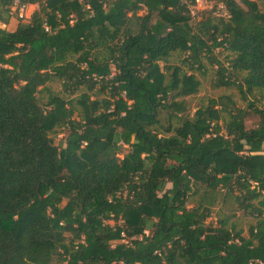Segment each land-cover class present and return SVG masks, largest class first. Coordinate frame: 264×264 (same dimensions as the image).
Segmentation results:
<instances>
[{
	"label": "trees",
	"instance_id": "1",
	"mask_svg": "<svg viewBox=\"0 0 264 264\" xmlns=\"http://www.w3.org/2000/svg\"><path fill=\"white\" fill-rule=\"evenodd\" d=\"M220 1L227 17L193 19L180 0H21L39 9L0 27V264H264V11ZM203 57L243 107L221 96L181 118ZM54 79L80 94L51 95ZM196 187L233 196L249 236L187 208Z\"/></svg>",
	"mask_w": 264,
	"mask_h": 264
},
{
	"label": "rangeland",
	"instance_id": "2",
	"mask_svg": "<svg viewBox=\"0 0 264 264\" xmlns=\"http://www.w3.org/2000/svg\"><path fill=\"white\" fill-rule=\"evenodd\" d=\"M254 1L258 4L259 9L264 11V0ZM38 9V4H29L27 6V11L28 13L31 12V14ZM8 12L10 15L9 23L4 26L0 23V27L5 28L8 31H13L16 24L21 21L18 19L15 13H12V10L9 9ZM217 13L222 15L221 11L217 10ZM142 14L143 11H139L137 15L140 16ZM129 28L132 32H135L136 26L134 21L129 24ZM215 52L217 53L218 50ZM226 55L227 53L217 54L218 58L222 61H225ZM184 59L185 55L183 53H174L169 58L168 65L180 67L183 71L187 72L189 63L183 64L182 61ZM215 68L216 67L212 65L205 57L201 59V68L199 70L194 67L192 73L199 81L198 91L191 96L179 99L185 104V110L182 113L181 118L188 116L191 117L198 108L207 106L211 100L215 101L221 96H228L237 106L243 107L242 98L236 88L226 89L214 88L212 86V82L215 77ZM46 88L51 95L58 96L65 100H69L80 94L78 92L75 95L70 96L68 93L63 91L60 82L56 79L48 82L46 84ZM39 98L42 103H46L48 92L43 90L39 94ZM261 103H263V101ZM165 116L166 115L164 113H161L159 118L163 126L165 125ZM221 116L222 118L226 119L225 114H222ZM258 120L259 118L255 115L248 116L245 121L246 127L248 129L256 127ZM222 122L223 120H220L219 124H223ZM170 123L173 127H176L179 125L180 121L177 118H172ZM159 132L164 136H169V134L164 133L162 129H159ZM51 136L54 138L55 145L63 144L64 138L66 136V130L62 128L57 129ZM125 151L126 149H123V153L119 155L120 158H122ZM200 203L210 208V217L206 219V223L210 222L211 224L216 225L219 221H225L228 227H233L236 230H240L242 232V236L245 238L249 236L250 228L255 226L256 219L245 213L242 209H239L234 197L226 195L222 190L211 193L208 191L205 192L203 188L196 187L195 193L188 198L186 206L187 208H191ZM109 224L113 225V222L110 221Z\"/></svg>",
	"mask_w": 264,
	"mask_h": 264
},
{
	"label": "built area",
	"instance_id": "3",
	"mask_svg": "<svg viewBox=\"0 0 264 264\" xmlns=\"http://www.w3.org/2000/svg\"><path fill=\"white\" fill-rule=\"evenodd\" d=\"M0 2L5 4L7 10H12L21 22H28L30 19L31 12L27 11L29 4H21V0H0ZM180 3L189 10L193 19H199L201 12L206 11H212L215 16L227 17L225 4L220 0H180ZM217 10L221 11L222 15H219ZM45 31H49L47 26Z\"/></svg>",
	"mask_w": 264,
	"mask_h": 264
},
{
	"label": "crops",
	"instance_id": "4",
	"mask_svg": "<svg viewBox=\"0 0 264 264\" xmlns=\"http://www.w3.org/2000/svg\"><path fill=\"white\" fill-rule=\"evenodd\" d=\"M17 27V24H16V26L14 27V29L13 30H15V28Z\"/></svg>",
	"mask_w": 264,
	"mask_h": 264
}]
</instances>
